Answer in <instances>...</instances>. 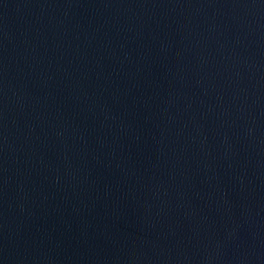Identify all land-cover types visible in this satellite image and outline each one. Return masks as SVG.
Segmentation results:
<instances>
[{
	"label": "water",
	"instance_id": "water-1",
	"mask_svg": "<svg viewBox=\"0 0 264 264\" xmlns=\"http://www.w3.org/2000/svg\"><path fill=\"white\" fill-rule=\"evenodd\" d=\"M0 264H264V0H0Z\"/></svg>",
	"mask_w": 264,
	"mask_h": 264
}]
</instances>
